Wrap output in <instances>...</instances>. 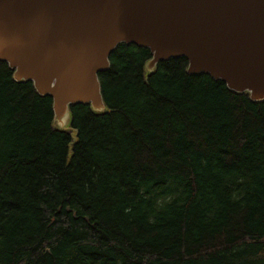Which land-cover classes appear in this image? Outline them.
I'll return each mask as SVG.
<instances>
[{"label": "trees", "instance_id": "1", "mask_svg": "<svg viewBox=\"0 0 264 264\" xmlns=\"http://www.w3.org/2000/svg\"><path fill=\"white\" fill-rule=\"evenodd\" d=\"M150 57L118 44L67 130L0 61V264H264V100Z\"/></svg>", "mask_w": 264, "mask_h": 264}, {"label": "water", "instance_id": "2", "mask_svg": "<svg viewBox=\"0 0 264 264\" xmlns=\"http://www.w3.org/2000/svg\"><path fill=\"white\" fill-rule=\"evenodd\" d=\"M120 43L150 50L146 76L184 56L188 74L264 100V0H0V61L51 97L57 129L72 104L109 111L98 73Z\"/></svg>", "mask_w": 264, "mask_h": 264}]
</instances>
